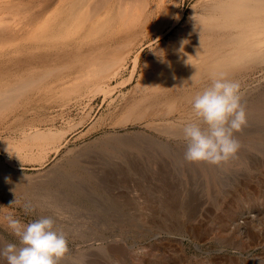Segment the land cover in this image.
Segmentation results:
<instances>
[{"label":"rangeland","instance_id":"1","mask_svg":"<svg viewBox=\"0 0 264 264\" xmlns=\"http://www.w3.org/2000/svg\"><path fill=\"white\" fill-rule=\"evenodd\" d=\"M193 1L187 0L183 21L146 44L143 54L184 27ZM221 76L240 84L247 124L234 134L239 150L219 165L188 162L182 129L197 119L192 102ZM136 82L79 103L29 100L27 109L15 107L25 116L14 108L0 117V248L19 246L8 216L25 224L52 217L68 240L60 264H264V59L238 61L220 76L201 77L139 105ZM39 123L73 128L59 149L40 159L6 146L22 138L21 128ZM25 206L33 211L25 214ZM0 264L7 261L0 257Z\"/></svg>","mask_w":264,"mask_h":264},{"label":"bare ground","instance_id":"2","mask_svg":"<svg viewBox=\"0 0 264 264\" xmlns=\"http://www.w3.org/2000/svg\"><path fill=\"white\" fill-rule=\"evenodd\" d=\"M186 3L187 0H0V60L5 59L0 61V117L18 104L27 109L29 100L47 98L53 103L58 100L69 104L66 101L71 98L78 100L100 93L106 98L135 80L133 89L140 93L139 105L201 77L220 76L238 61L264 59V0H194L184 27L160 42L157 49L152 46L143 54L146 44L158 42L183 21ZM20 16L23 20L11 23L15 20L11 17ZM27 40L37 47H28ZM87 44L90 46L84 47ZM114 80L117 83L113 85ZM137 104L135 98L129 106L133 113ZM19 112L16 116L22 117L24 114ZM25 127L20 130L22 138L6 146L33 159L59 149L69 129L53 123ZM34 147L41 152L38 149L37 155L32 153ZM4 177L5 170L1 168L0 180Z\"/></svg>","mask_w":264,"mask_h":264},{"label":"clouds","instance_id":"3","mask_svg":"<svg viewBox=\"0 0 264 264\" xmlns=\"http://www.w3.org/2000/svg\"><path fill=\"white\" fill-rule=\"evenodd\" d=\"M192 108L197 119L182 129L184 159L219 165L235 157L240 144L234 134L247 124L240 84L223 76L213 78L211 85L194 97ZM24 211L29 214L33 209L25 206ZM7 222L19 240V246L6 243L0 248V257L7 264H60L69 250L66 235L55 229L52 217L25 224L8 216Z\"/></svg>","mask_w":264,"mask_h":264}]
</instances>
